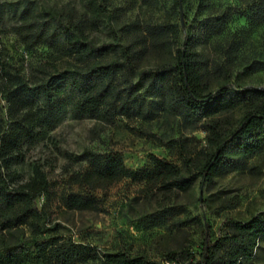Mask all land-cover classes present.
Returning a JSON list of instances; mask_svg holds the SVG:
<instances>
[{
  "label": "trees",
  "instance_id": "trees-1",
  "mask_svg": "<svg viewBox=\"0 0 264 264\" xmlns=\"http://www.w3.org/2000/svg\"><path fill=\"white\" fill-rule=\"evenodd\" d=\"M105 1H88L101 22L108 17ZM208 1L199 0L201 5ZM239 1L250 24H264V0ZM6 6L19 13L13 30L21 40L48 46L59 62L53 63L45 78L31 82L8 69L0 50V95L8 104L7 119L0 120V263L264 264V212L231 222L228 232L215 241L210 240L207 224L200 252L170 251L162 261L146 253L133 254L124 248L109 251L76 241L60 233L58 224H51L54 202L56 208L94 210L100 200L89 191L123 179L160 182L161 187L193 192L199 178L203 186L217 175L245 169L250 159L264 151V88L230 86L226 63L215 69L221 82L212 90L214 68L198 52L209 38L226 30L234 9L209 14L190 28L149 25L143 41L125 45L119 39L99 44L63 13L40 7L35 0ZM182 7V0L174 1L176 12ZM182 33L184 43H180ZM148 52L163 55L157 64L147 66L143 59ZM260 70L264 61L254 60L244 73ZM236 109L243 110L241 118L222 119L221 115ZM67 112L105 123L118 118L153 120L160 115L179 119L192 129L203 127L208 147L198 160L182 156L184 167L152 156V165L145 170L128 167L120 152L85 150L82 158L87 167L77 180L87 191L57 192L40 172L26 183L13 185L7 170L22 159L23 145L34 143ZM151 136L167 144L162 137Z\"/></svg>",
  "mask_w": 264,
  "mask_h": 264
},
{
  "label": "rangeland",
  "instance_id": "rangeland-1",
  "mask_svg": "<svg viewBox=\"0 0 264 264\" xmlns=\"http://www.w3.org/2000/svg\"><path fill=\"white\" fill-rule=\"evenodd\" d=\"M19 1L22 0H0L3 6L0 9V50L9 70L33 82L45 78L46 72L52 71L53 63L59 60L48 46L27 45L14 32L19 13L9 9L6 3ZM35 1L40 7H51L63 13L69 22L81 26L88 37L99 44L112 39H119L125 45L143 41V31L149 25L170 23L174 27L190 28L209 14L234 9L226 30L198 48L200 58L214 68L212 90L221 82L215 69L226 63L230 66V86L264 88V70L244 73L251 61H264V24H250L239 0H211L203 5L199 0H182L179 12L174 9L175 0H106L105 22L89 9V0ZM185 38L182 33L180 43H184ZM162 55L163 52H148L143 62L147 66L157 64ZM7 106L0 95V120L7 119ZM242 115L243 110L236 109L221 117L236 120ZM206 134L201 126L192 129L179 119L162 115L146 121L118 118L114 123H105L67 112L34 143L23 145L22 159L13 163L7 173L13 185L26 183L40 172L57 192L87 191L77 180L87 167L82 158L85 150L120 152L126 165L133 169L150 168L152 156L184 167L182 156L198 160L208 147ZM151 135L162 137L167 144ZM174 140L179 143L171 142ZM200 183L199 178L193 192H182L161 187L160 182L123 179L89 191L100 200L94 210L56 208L57 202H54L51 224H58L60 233L76 241L109 251L124 248L133 254L146 253L156 261H162L170 251L200 252L207 224L210 240L215 241L228 232L231 222L247 221L264 212V151L250 159L245 169L217 175L203 186ZM44 200L41 199L40 204ZM164 215L166 218L161 220Z\"/></svg>",
  "mask_w": 264,
  "mask_h": 264
}]
</instances>
